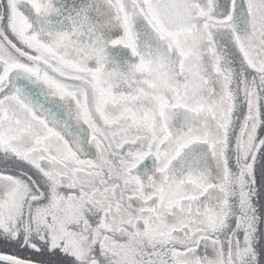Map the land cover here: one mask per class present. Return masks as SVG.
Masks as SVG:
<instances>
[{"label": "snow or ice", "instance_id": "obj_1", "mask_svg": "<svg viewBox=\"0 0 264 264\" xmlns=\"http://www.w3.org/2000/svg\"><path fill=\"white\" fill-rule=\"evenodd\" d=\"M0 244L264 264V0H0Z\"/></svg>", "mask_w": 264, "mask_h": 264}, {"label": "flooded vegetation", "instance_id": "obj_2", "mask_svg": "<svg viewBox=\"0 0 264 264\" xmlns=\"http://www.w3.org/2000/svg\"><path fill=\"white\" fill-rule=\"evenodd\" d=\"M118 50H120V48H110L108 51H109V56H110V59L112 61H115L117 64H119L121 67H123V62L122 60L124 59H129L128 58V53H120ZM109 69L113 67V64L110 63L108 65ZM5 245H2L0 244V251L4 250L5 249ZM11 248V247H10ZM13 249V248H11Z\"/></svg>", "mask_w": 264, "mask_h": 264}, {"label": "trees", "instance_id": "obj_3", "mask_svg": "<svg viewBox=\"0 0 264 264\" xmlns=\"http://www.w3.org/2000/svg\"><path fill=\"white\" fill-rule=\"evenodd\" d=\"M40 259L46 261L47 264H62L63 262V257L59 253H57L56 255H45L43 257H40Z\"/></svg>", "mask_w": 264, "mask_h": 264}, {"label": "rangeland", "instance_id": "obj_4", "mask_svg": "<svg viewBox=\"0 0 264 264\" xmlns=\"http://www.w3.org/2000/svg\"><path fill=\"white\" fill-rule=\"evenodd\" d=\"M120 53H128V55H129V57H130V53L127 51V50H125V49H121L120 48V50H118ZM130 61V60H129ZM3 252H15L17 255H20V256H24V255H27L28 253H25V252H23V251H20V250H18V249H11L10 250V247H8V246H6L5 247V249L4 250H2ZM40 258V257H39Z\"/></svg>", "mask_w": 264, "mask_h": 264}]
</instances>
